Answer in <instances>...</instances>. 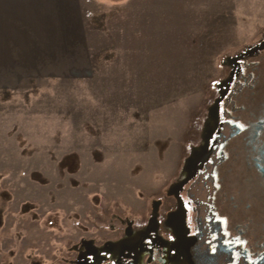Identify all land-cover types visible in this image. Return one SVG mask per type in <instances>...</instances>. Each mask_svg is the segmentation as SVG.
<instances>
[{
	"label": "rangeland",
	"instance_id": "rangeland-1",
	"mask_svg": "<svg viewBox=\"0 0 264 264\" xmlns=\"http://www.w3.org/2000/svg\"><path fill=\"white\" fill-rule=\"evenodd\" d=\"M120 10L133 80L0 93V264H74L81 240L118 244L142 229L201 140L226 59L264 38V0Z\"/></svg>",
	"mask_w": 264,
	"mask_h": 264
},
{
	"label": "flooded vegetation",
	"instance_id": "flooded-vegetation-1",
	"mask_svg": "<svg viewBox=\"0 0 264 264\" xmlns=\"http://www.w3.org/2000/svg\"><path fill=\"white\" fill-rule=\"evenodd\" d=\"M225 65L201 140L155 214L118 244L81 240L74 264H264V38Z\"/></svg>",
	"mask_w": 264,
	"mask_h": 264
},
{
	"label": "crops",
	"instance_id": "crops-1",
	"mask_svg": "<svg viewBox=\"0 0 264 264\" xmlns=\"http://www.w3.org/2000/svg\"><path fill=\"white\" fill-rule=\"evenodd\" d=\"M134 1L0 0V93L29 83L133 80L119 7Z\"/></svg>",
	"mask_w": 264,
	"mask_h": 264
}]
</instances>
